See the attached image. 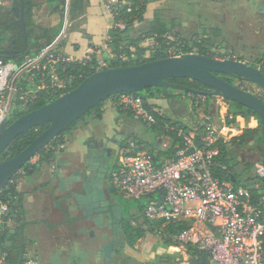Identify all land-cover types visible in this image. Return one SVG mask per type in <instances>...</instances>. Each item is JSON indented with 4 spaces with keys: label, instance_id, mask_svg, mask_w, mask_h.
Here are the masks:
<instances>
[{
    "label": "built area",
    "instance_id": "1",
    "mask_svg": "<svg viewBox=\"0 0 264 264\" xmlns=\"http://www.w3.org/2000/svg\"><path fill=\"white\" fill-rule=\"evenodd\" d=\"M102 2L112 18L111 30L126 29L124 16L132 12L131 1ZM47 48L25 56L20 63L0 60V122L7 121L15 110H28L38 92L65 86L57 68L75 60ZM185 50L165 49V57L198 53L195 48ZM96 64L99 70L107 68L97 58ZM32 80L33 87L23 84ZM221 100L216 116H202L198 125L188 129L173 121L163 123L165 132L174 131L181 140V147L173 153L159 155L156 148L153 153L145 148L160 141L159 150L166 151L171 141L166 133L150 140L130 137L119 147L108 171L107 186L115 196L144 200L142 219L159 232L162 242L168 241L169 260L159 264H264V192L254 199L247 187L221 181L212 173L221 145H227L238 131L235 116L225 110ZM111 101L150 129L165 113L162 107L133 93H120ZM191 106L198 110L196 103ZM253 171L264 179V160L256 161ZM13 223L10 201L0 197V227L10 228ZM170 224L183 227L169 233ZM0 264H11L6 253H0ZM18 264L39 261L24 251Z\"/></svg>",
    "mask_w": 264,
    "mask_h": 264
},
{
    "label": "crops",
    "instance_id": "2",
    "mask_svg": "<svg viewBox=\"0 0 264 264\" xmlns=\"http://www.w3.org/2000/svg\"><path fill=\"white\" fill-rule=\"evenodd\" d=\"M161 1L164 2L165 0H154L146 4L143 18L131 24L129 34L134 33L140 27H146V23L152 17L154 10H161L169 6H164V3ZM191 1H189V3H191ZM197 1L200 2L199 5L196 3ZM168 2L171 6H169V8L174 7L172 13L175 15L172 16V18H177L174 21L182 23L183 21L188 20L189 22L192 12L188 13L191 10L188 6L190 5L188 2L179 3L178 1L171 2V0L167 1V3ZM196 2L193 3L194 10H199L205 14L208 9L213 7L215 10V17H219L220 14H223L222 16L224 17L226 14V6L232 8V11L234 12L232 13L235 18V22H232L235 23V26L232 29H229L222 21L218 22L217 19H213V16L209 17L208 23L212 26L217 25L221 35L225 36V34H228L230 39L235 40H264V0H217V2H219L217 4L219 5L211 3L213 4L210 5L211 7L208 5L209 3L204 2V0H196ZM260 4L263 5V9L259 8ZM19 7V0H0V17L4 20L12 19L18 21L17 14ZM164 12L166 11H163V13ZM205 17H208L207 13L205 14ZM166 18L171 17L167 16ZM169 21L170 19H168V23ZM174 21H172L169 25L174 24ZM32 22L35 26L43 28H54L61 22L63 24L62 29L56 36L55 40L47 46L48 48L45 47L40 52L46 50V48H52L56 53H60L70 57L71 59L77 60L88 54H94L96 58H99L101 55L104 57H110L113 55L107 46V39L111 30L110 26L112 18L105 10L102 0H85L83 8L72 13L70 12V0H66L63 13L61 11L54 10L53 5L48 0H34V6L32 8ZM183 24H186V22ZM187 31V27L185 29L183 28V33ZM5 34L6 39L0 44V50L10 48L8 40L12 34L9 32ZM23 84L26 87H33L35 81L32 80L24 82ZM154 100L155 99H149V102L158 107L163 106L162 108L165 112L172 116L171 112L167 108L165 99H159V102L162 101L164 103H159L161 106L158 104V101L156 102ZM186 102L191 111L192 102L188 99ZM219 103V100L215 104L211 101L207 112L201 110L198 113L197 121L192 110V118L186 119L185 121L189 123L196 121L199 123L202 116H216L217 110L219 109ZM108 105L115 108L112 102ZM106 106L107 105L104 106V109ZM14 112L17 111L15 110ZM119 116L121 117L122 115ZM254 122L255 121L251 118V123L254 124ZM248 123V127L253 126L251 125L249 119ZM241 128H244V126L238 125V131ZM66 141L68 142L69 139H66ZM254 141H256V139H254ZM67 142L60 147L61 150L59 149L56 152V159L60 160L61 158H68L67 156L80 152L82 148L80 143L76 140ZM248 142L250 141L248 140ZM226 146L232 160H234L232 154H242V158L237 156V160L234 165V170L237 175L246 167L238 169L240 161L244 160L243 152L247 148L246 143L239 145L231 144L229 142ZM261 160H263V158H259L257 161ZM46 170L47 166L42 165L40 169L35 170L32 174L19 178L16 186V189L22 193V213L19 223L22 227V239H28V241L33 242L36 248V250H34L35 254L30 253L36 256L39 264H101L96 258L95 249L97 248V242L96 237L94 236V228L89 222V219L86 218L82 220L80 213L65 210L63 205L67 206L70 199H60L62 198V195L63 197L68 198L69 196H64L66 194L61 193V196L60 194H56L54 197L49 196L45 188L47 180ZM235 181L236 179L233 178V182H228L233 184ZM236 185L238 186L241 184ZM104 221L107 223L106 217L103 222ZM16 224L17 223L14 222L10 229H13ZM74 249L78 250V253L75 256L76 259L72 257Z\"/></svg>",
    "mask_w": 264,
    "mask_h": 264
},
{
    "label": "trees",
    "instance_id": "3",
    "mask_svg": "<svg viewBox=\"0 0 264 264\" xmlns=\"http://www.w3.org/2000/svg\"><path fill=\"white\" fill-rule=\"evenodd\" d=\"M52 5L53 9L56 11H61L63 13L64 7L66 4V0H48ZM132 3V12L125 14L124 19L127 22V25L130 26L134 21H139L143 18V13L146 7V4L151 2L152 0H129ZM85 0H70V12H74L76 10H80L83 8ZM34 6V0H24V10L23 17L24 22L28 34V47L24 53H21L20 50L23 47V33L22 29L19 26V22L17 20L12 19H2L0 17V44L5 41L6 34L11 33L12 36L8 40V45L11 49L17 50L13 56H8L5 52L0 53V60H14L15 63H20L27 55H37L41 50L45 47L49 46L56 38V36L60 33L62 29V22L54 28H43L39 26H35L32 22V8ZM170 26L166 24V21L161 18L159 15V11H155L153 15V19L149 22V29L147 32L148 36H151L155 39V41H159L163 44L166 42L163 36L169 31ZM2 33V34H1ZM127 29L123 31L119 30H110V40L107 43V46L110 48L111 53L116 58L110 59V64L108 67H118V66H128L135 65L142 62H146L153 59L164 58L165 57V44L161 45V47H154L152 50V54L143 58L145 53V49L139 46V40H131L128 41V37L126 36ZM194 45L198 47V53L203 55L206 54L207 50L201 46V42L197 43L193 42ZM129 45H134V52L129 49ZM160 45V44H159ZM35 49V50H33ZM154 51V53H153ZM185 51H188L186 49ZM123 53L127 54L128 59L132 61H121L118 56ZM209 56H212L209 54ZM99 70L96 64V56L91 54L89 59L82 61H70L59 64L57 68V72L61 79L65 80V86L63 88L55 89V90H42L38 92L36 99L31 102L28 106L29 110L41 107L42 105L48 103L49 101L57 98L62 93H65L69 90L74 89L85 77L90 75L91 73ZM261 71L264 74V68L261 67ZM169 82L178 85H184L187 87L194 88L196 90L202 91L207 90V87L203 86L201 83L195 80H191L188 78H171L168 79ZM126 93V92H123ZM120 93H117L111 96L109 99L113 100ZM134 95L142 97L145 101L148 99H165L171 100L173 98H184L185 100H190L192 104L196 103L199 110H203L207 112L206 108H209V104L211 103L212 97H205L200 93H187L180 92L176 93V90L167 88V87H150L146 88L140 92L133 93ZM203 98V100H202ZM108 100V99H107ZM203 101V105L205 108H201V104ZM224 101L227 103L226 110L229 113H233L236 116L238 114H246L248 119L251 116L255 117V122L252 127H244L239 131H236L230 136L231 144H239L243 145L246 141L252 136L256 135L257 143H261L264 145V140L261 137V125L259 121V116L253 110L246 108L238 103L230 102L228 100ZM104 101L100 102L90 111H88L85 115L90 114L93 111H97L99 113L100 107L103 105ZM120 111H124L119 109ZM246 111V113L243 112ZM26 111H17L14 112L12 116L7 119V122L10 123ZM125 112V111H124ZM128 113V112H127ZM129 114V113H128ZM85 115L78 118L74 121L65 131L58 134L51 142L48 143L46 147L40 150L34 157H32L0 190V197L3 199H8L10 201V209L11 215L14 218V222L17 224L10 229L9 227H0V253H6L7 261L11 264H18L19 257L24 252L23 239H22V227L20 223V216L22 213V193L16 189L18 179L27 175L32 174L35 170L40 169L42 165H47L52 163L56 159V152L58 149L61 150V146L66 143L65 134L74 126H76L79 122H81ZM192 118V117H191ZM192 120V119H191ZM173 121V124L179 123L184 125L185 128H190L194 125H198L196 121L191 123L185 120H178L176 117L171 116L167 112H165L161 117L157 118V124L153 125L151 128L153 130H160V135L168 134L171 138L169 147L166 151L159 150L158 142L155 141L151 145H146L145 148L150 152H154V148L157 149L159 155H169L173 153L175 149L181 147V140L176 136L174 131H166L164 130L163 123ZM49 124L45 123L33 128L28 129L24 133L18 135L14 141L1 153L0 160L7 159L10 156H13L20 152L23 148H25L33 139H35ZM217 165L212 168V173L214 176L218 177L221 181H231L233 182V178L236 179V172L234 170L235 161L231 159L230 153L226 145H221L220 154L216 158ZM253 167V165H251ZM108 178V177H107ZM244 187H247L255 199L259 195L264 192V179L258 178L254 171L250 170L245 177V182L241 184ZM107 191L111 196H115L113 189L107 186ZM122 204V203H121ZM143 203H140L137 211L139 214L142 212ZM123 206V205H122ZM124 210V206H123ZM127 218L130 216L133 219L135 217L130 213L126 215ZM151 226V225H149ZM124 227V235L125 239L130 246H133L134 242L141 238L147 229L142 228L141 226L133 227L127 220L123 223ZM183 227L182 224H170L168 226V232H176L181 230ZM148 229L153 230V227H149ZM160 244L164 245V248H167L169 245L168 241L165 243L160 242ZM168 255V254H167ZM165 256L162 259H158L155 263L150 264H159L164 260H169L168 256Z\"/></svg>",
    "mask_w": 264,
    "mask_h": 264
},
{
    "label": "water",
    "instance_id": "4",
    "mask_svg": "<svg viewBox=\"0 0 264 264\" xmlns=\"http://www.w3.org/2000/svg\"><path fill=\"white\" fill-rule=\"evenodd\" d=\"M19 5L17 16L23 33V47L20 52L24 53L28 46V34L23 17L24 0H19ZM259 8L263 9V5L260 4ZM2 52L15 53L11 49L0 50V53ZM217 74L239 77L242 81L257 86L264 93V74L259 67L236 59H217L200 53H184L180 56L158 58L135 65L97 70L85 77L74 89L62 93L41 107L26 110L10 123L2 120L0 122V155L18 135L45 123L49 125L20 152L0 160V190L58 134L100 102L106 101L117 93H136L150 87H167L180 92L200 93L205 97H217L235 102L257 113L261 125V137L264 140V98L229 83ZM171 78L195 80L207 87V90L199 91L184 85L173 84L168 81ZM168 102L172 116L178 120L192 117L184 98H174ZM61 166V161L56 159L53 174H57L59 178L60 189L68 191L74 181L79 180V175L77 177L66 175L60 171ZM79 172L74 170L73 174H79ZM105 173L107 169H104L92 184L84 183V193L74 192L73 197L79 208L84 210V216L87 219H90L94 212L93 208L97 207L95 210L97 218H93L94 222L100 225L106 217V226L109 229L113 227L120 230L122 205L113 204L105 198L103 190ZM84 177L87 178V175ZM109 244L101 245L97 259H102L108 264H115L112 260L114 253L108 249Z\"/></svg>",
    "mask_w": 264,
    "mask_h": 264
},
{
    "label": "rangeland",
    "instance_id": "5",
    "mask_svg": "<svg viewBox=\"0 0 264 264\" xmlns=\"http://www.w3.org/2000/svg\"><path fill=\"white\" fill-rule=\"evenodd\" d=\"M152 1H154V0H152ZM167 1H169V0H165L164 2L163 1H161V2L164 3V6H168V5L170 6L169 2L167 3ZM173 1H178L179 3L180 2H182V3L188 2L189 3V1H191V0H171V2H173ZM194 2H196V0H192L191 3H189L190 5L187 4L191 8V10L188 13L192 12V15H190L192 17V20H191V17L189 20V22H191V23H189L188 20L187 21L185 20L182 23H178L177 21H174L177 19L176 17L172 18V16L175 15L174 13H172V11L174 10V7L169 8V6H168V7H165L164 9H161V10L156 9L153 11V14H152V17L150 18V20L146 23V27H140L134 33L129 34V28L131 25L130 26L127 25L126 36L129 39L128 41H131V40H139L140 41L139 46L145 49V53L143 55V58L149 57L152 54V50L154 49V47H159V46L161 47V45H163V44H165L164 47L166 49L180 48V49L185 50V49L195 48L198 51V47L193 44V42L196 41L197 43L201 42V46L207 50L206 52L208 53V55L211 54L213 57H215L217 59H225V58L236 59V60H240L243 62H247L251 65L254 63H258V64H260V67L264 68V40L246 41V42L241 41V43H240L241 46H240V45H238V41H231L230 36L228 34H225V36L221 35V33L219 32V29L217 28V25L212 26L210 23H208L209 17L213 16L212 17L213 19H217L218 22L222 21L225 25H227V27L229 29L234 28L235 23H232V22L233 21L235 22V18H234V14H233L234 12L232 11V8H230L229 6H226L225 7L226 8L225 16L223 17L222 16L223 14H220L219 17H215V15H214L215 10L210 5H213L215 3L217 4L219 2H217V0H204V2L209 3L208 5L211 7L206 12L208 17H205L206 13L204 14L203 12H201L199 10H194V8H193ZM196 3H198V5H199L200 2L197 1ZM211 3H213V4H211ZM217 5H219V4H217ZM155 11H159V15L161 16V18H163L166 21V24L168 26H170L169 31L163 36V38L166 41V42H163V44L160 43L158 40L155 41V39L153 37L147 35L148 29H149V22L153 19V15H154ZM163 11H166V12L163 13ZM71 16H72V14H71ZM167 16L171 17V18H166ZM168 19H170L169 23H168ZM172 21H174V24L169 25V24H171ZM125 22H126V20H125ZM184 22H186V24H183ZM126 24H127V22H126ZM186 27H187L188 31L183 33V28L185 29ZM126 29H124V30H126ZM119 31H123V30H119ZM108 37H110V35ZM109 40L110 39L108 38L107 41H109ZM231 42H233L234 46H237V47L235 48L234 46H232ZM252 45H254V46L251 47ZM238 46H240V47H238ZM129 49L132 51L131 53L133 54V52L135 51L134 45H131V46L129 45ZM248 52H251L252 55L248 54ZM153 53H154V51H153ZM89 55H91V54H89ZM68 58L71 59L70 57H68ZM112 58H116V57H114V56L113 57H111V56L110 57H104L103 55H101L97 59L99 62L105 63V67L108 68V66L110 64V59H112ZM118 58L121 61H125L126 59H127V61H132V59H133V57H131V60H129L128 59L129 57L125 53L118 56ZM72 60H77V59H72ZM100 69H104V68H100ZM239 85H240L241 89L250 91L251 93H254V94H258L259 96L264 95V93L261 91L260 88H258L257 86H255L251 83L244 82V83H239ZM176 93H179V91L176 90ZM221 99L222 98L212 97L211 101L214 102V104H215L218 100L222 102ZM154 101H156V102L158 101V104L159 103L164 104L162 101L159 102V99H157V100L155 99ZM110 102H112L110 99L104 101L103 105L100 107V111H99L98 115H95V112H97V111H93L90 114L85 115L84 119L81 122H79L76 126L71 128L65 134V139H69L68 142H71L72 140H76L78 143H80V146H81V142L84 141L85 139L90 138V137L101 136L106 129H109L113 125L114 119H117L118 122H121V121L125 122L126 120L130 121V129H132V131L134 132L132 134L133 136H131V138L133 137L135 139H140V140H143V139L150 140V139H153L155 136H158L160 134L159 129L153 130V128L150 129L148 127H145L144 125H142L138 121H136L128 113L123 112V111L121 112L118 108H116V107L114 108V107L108 105ZM112 104H113V102H112ZM161 104H159V105L161 106ZM105 105H107V106L104 109ZM225 105H227L226 102H225ZM161 107H163V106H161ZM201 108H205V106L203 105V102L201 104ZM192 110H193L194 116L196 117L195 119L197 121L198 120V118H197L198 113L201 110H199V109L195 110L193 108L191 109V111ZM206 110H208V107L206 108ZM243 112L246 113V111H244V110H243ZM119 115H122V116L120 117ZM236 118H237L236 122L238 125H241L244 127L249 126L248 117L246 114H238L236 116ZM249 120L251 123V118H249ZM251 125H253V123H251ZM254 139H257L256 135H254V136H252V138L248 139L250 142H248V140L246 141V146L254 148V149H257L258 147L264 148L263 144L257 143L256 141H254ZM164 142H166V141L163 140L162 143H164ZM127 143H128V141H126L125 144H127ZM68 149H69V147H68ZM82 149L83 148H81L80 152L83 151ZM80 152H77L75 154H78ZM232 155H233L235 162L237 160L236 159L237 156L242 158L241 153H235ZM259 158L260 157L256 156L251 162H247V163H245L244 160L240 161V165L238 166V169H242L245 166L246 167L242 170V172H240L236 175V181L233 183L234 186H237L236 184H243L245 182V177H246L245 175L250 170L251 171L253 170V167H251V165L254 166V163H256V161ZM262 158L264 160V156H262ZM56 194H60V192L57 191ZM113 199L114 200H120V202L124 206V217H127L126 215H129L130 213H132V215L135 217V219H133L132 217L129 216L126 219L133 227L141 226L142 228L147 229L146 233L141 238L137 239L134 242L133 247H137V250L140 253L144 254V253H147L148 251L152 250L156 243L161 242V238L159 237V232L154 228H153V230L148 229L151 226H149V224L142 219V217L140 216V214L137 211L139 204L145 203L144 200L124 199L120 195L113 197ZM124 222L125 221H123V223ZM26 240H24V239L22 240L24 250L35 254L34 250H36V248H35L34 243L31 241H28V239H26ZM162 246L165 247L164 245H162ZM72 253H73L72 257L76 259L75 256L78 253V250L74 249ZM167 263H169V262H167Z\"/></svg>",
    "mask_w": 264,
    "mask_h": 264
},
{
    "label": "flooded vegetation",
    "instance_id": "6",
    "mask_svg": "<svg viewBox=\"0 0 264 264\" xmlns=\"http://www.w3.org/2000/svg\"><path fill=\"white\" fill-rule=\"evenodd\" d=\"M230 40L238 41V45H240L241 41L246 42L243 39L241 40L230 39ZM231 44L232 46H234L233 42H231ZM254 45H252L251 47H253ZM234 47L236 48L237 46ZM14 51L16 52L17 50ZM6 54L8 56H13L15 53L12 54L6 53ZM249 54H251V52ZM252 65H255L261 69L260 64L258 63H254ZM217 75H219L222 79L228 81L229 83L235 84L238 87H240L239 83H244V81H242L239 77L236 76H228L223 74H217ZM165 103L167 105L168 110L171 112L170 109L171 106L168 100H165ZM98 114H99L98 112H95V115ZM250 118H252L253 121H255L254 116H251ZM132 134L133 131L130 129L129 120H126L125 122L123 121L118 122L117 119H114L113 125L109 129H106L101 136L90 137L81 142L83 151H81L78 154L67 156L68 158H61L60 161L62 166L59 168L61 172H63L66 175H73L74 177H77L79 175V180L74 181V183L70 186L68 191H62L60 189L58 185L59 178L57 174H53V171L55 169L56 159L52 162V164L51 163L47 164L46 165L47 180H46L45 188L49 196L54 197L57 191L60 192V196L61 193L66 194L64 196H69L68 198L63 197L62 195V198L60 199V200L70 199V201H68L67 206L63 205L65 210L78 212L80 213V217L82 218V220L86 219V217L84 216V210L79 208L77 201L73 197V193L76 192L79 194H83L84 193L83 184L84 183L92 184L93 180L97 179L98 175L102 173L104 169H107V173H105V177H104V187H103L105 198L109 199L113 204L122 205L120 200H114L113 197L110 195V193L107 191V177L110 166L117 157L118 148L127 139H129L132 136ZM243 154H244L245 163L251 162L256 156L257 157L264 156V148L258 147L257 149H254L251 147H247L246 150L243 152ZM91 167L93 168L92 170ZM74 170H79L80 171L79 174H73ZM85 175H87V178L84 177ZM96 208L97 207L93 208L94 212L92 213L89 219V222L94 228V232H95L94 236L96 237V242H97V248L95 249L96 258L98 252L100 251L101 245L108 243H110L109 244L110 246L108 248L109 251L111 253H114L112 260L114 261L115 264L117 262H119V264H147V263L150 264V263H155L156 261H158V259H162L168 254L167 253L168 250L164 248L160 243H156L153 249L148 251L147 253L144 254L140 253L137 250V247L130 246L125 239L124 227L122 223L127 219V217H124V210H123L122 218L119 221V226L121 229L118 230L117 228H113V227L109 229L106 226L107 223L105 221L102 222L100 225L95 223L93 218H97V213H95ZM117 238H119V240H117ZM99 263L108 264V262H105L102 259L99 260Z\"/></svg>",
    "mask_w": 264,
    "mask_h": 264
}]
</instances>
